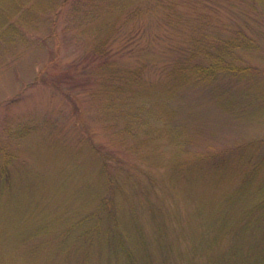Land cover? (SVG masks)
Instances as JSON below:
<instances>
[{
	"label": "rangeland",
	"instance_id": "1",
	"mask_svg": "<svg viewBox=\"0 0 264 264\" xmlns=\"http://www.w3.org/2000/svg\"><path fill=\"white\" fill-rule=\"evenodd\" d=\"M121 6L127 18L124 25L123 15L110 18L115 29L108 57L122 67L145 66L139 92L149 114L160 117L135 137L108 129L93 96L100 91L101 58L89 53L90 43L105 15L97 19L92 11L117 13ZM139 6L148 13L134 17ZM203 8L209 22L199 33L212 39L213 28L226 36L242 29L252 38L255 48L240 50L234 61L251 66L250 73L218 74L209 85L192 84L171 95L162 71L186 55L192 40L199 42ZM28 11L33 17L24 16ZM13 22L24 39L5 32ZM21 125L31 130L9 144L11 181L0 187V264H127L114 244L102 255L93 248L85 261L57 251L53 241L105 194V159L122 189L117 200L123 223L129 228L135 219L146 234L137 263L219 262L229 241L211 244V210L222 192L196 174L172 176L180 153L174 131L181 134L178 161L228 153L245 162L239 173L259 166L258 178H264V0H0V139L6 142ZM245 235L243 255L254 241Z\"/></svg>",
	"mask_w": 264,
	"mask_h": 264
},
{
	"label": "trees",
	"instance_id": "2",
	"mask_svg": "<svg viewBox=\"0 0 264 264\" xmlns=\"http://www.w3.org/2000/svg\"><path fill=\"white\" fill-rule=\"evenodd\" d=\"M224 1L232 2V0ZM254 1L258 3V0ZM199 2L202 4L200 7H205L206 1L204 4L203 1ZM55 4V1H53V4L46 8L48 10L54 9ZM170 9H174V7L165 8L166 15H168ZM204 9H201L200 12L202 21L196 27V38L199 42L192 40L189 47H186V55L172 60L168 69L162 71L169 90H173L171 95L188 88L192 84L209 85L218 74L219 76L230 75L244 78L250 73L247 70H250L251 66H238L234 61L240 50L255 48L256 44L252 38L242 29L226 36L215 32L213 28L212 39L204 32L199 33V29L203 31L206 27L204 21L209 22L206 20L208 19V13ZM92 13L97 15V19H101L105 15L104 23H98L93 28L96 30L95 39L90 43L91 49L89 50L93 57L101 58L98 67L100 71L98 74L99 79H96V82L100 83V91L93 94L100 105L98 113L101 114L103 121L107 123L108 129L118 131L128 137H135L141 128H144L146 132V129L150 130L151 125L157 124L154 123V120H158L160 117L149 114L150 108L145 102L146 97H143L139 92L145 66L122 67L116 65L108 57L112 50L111 29L113 31L115 29L110 18L117 15L119 19L123 15L121 24L124 25L127 18L126 9L121 6L117 13L110 9H106L104 12L92 11ZM147 13V10L143 11L139 6L132 15L140 18ZM24 16L33 17V11H28ZM82 17L88 18L87 16ZM16 21H20V19ZM28 21L30 22V19ZM15 23H11L5 32L7 31L12 39L16 36L24 39L23 32L21 33L17 29ZM136 26L130 29L128 34L131 35L134 30L137 31L139 28ZM145 96L147 95L145 94ZM21 126V129L7 134L6 142L0 139V187H3L1 183L11 181L9 180V165L14 155L9 144L14 142V138L17 141L21 140L31 130L30 125ZM174 133L179 138L175 145L176 148L180 149V153L174 159L175 175L172 176L185 178L186 172L191 173L190 175L193 176L196 174L197 180H212L213 190L222 192V195L216 201H213L211 210L213 233H215L211 244L213 246L219 245L227 239L229 249L220 261L214 264H264V178H258L259 170L257 172V169L259 166L241 174L239 171L245 166V162L238 156L229 159L228 153H220L212 157L198 154V157L196 155L194 159L178 161L179 159L176 158L181 155V134L178 128L175 129ZM125 148L129 151L134 147L126 146ZM240 155L242 153H239ZM107 167L108 160L105 159L100 171L101 176L107 180L105 194L97 197L96 205L85 214L75 218L74 222L66 226V231L62 237L61 235L55 236L53 241L57 242V251H61L66 256L75 252L85 261L88 260V256H91L93 248L96 247L98 251L100 250L102 255L103 251L105 253V250L114 244V248L121 251L124 263L139 264L137 262L142 261L139 257L140 247H138V244L142 247L140 251H145L143 245L146 246V234L141 227L135 225V219H132L133 224L129 228L123 223L117 200V192L122 191V189L119 188L120 184L116 183V178L113 177ZM224 182H228V188L220 187L221 183ZM227 189L229 190L228 193H226ZM158 227L159 223L156 225V228ZM205 231H208V228H205ZM245 233L254 235V241L250 242L246 249L247 252L243 255L241 250L244 249L246 244ZM62 247L65 248L61 249ZM133 248H135V251ZM197 250L205 252L201 249Z\"/></svg>",
	"mask_w": 264,
	"mask_h": 264
}]
</instances>
